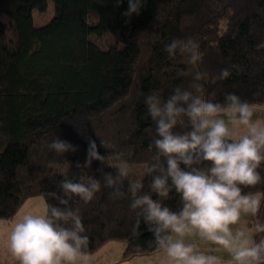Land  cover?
<instances>
[{
	"label": "trees",
	"instance_id": "16d2710c",
	"mask_svg": "<svg viewBox=\"0 0 264 264\" xmlns=\"http://www.w3.org/2000/svg\"><path fill=\"white\" fill-rule=\"evenodd\" d=\"M50 1L51 20L36 25L34 13L42 16ZM127 8L128 0H0V218L13 219L32 196L58 203L48 193L66 177L102 182L119 159L130 167L122 190L142 176L147 182L154 124L143 97L153 90L167 96L201 72L206 98L235 92L264 104V0H144L131 16ZM188 37L199 43L195 65L164 50ZM224 67L230 76L217 78ZM55 137L74 150L50 149ZM90 139L103 160L86 163ZM246 190H264V182ZM111 191L102 183L92 201H71L89 236L87 253L114 240L126 242L124 259L159 252L129 197ZM165 203L176 208L178 197Z\"/></svg>",
	"mask_w": 264,
	"mask_h": 264
},
{
	"label": "clouds",
	"instance_id": "9594fccd",
	"mask_svg": "<svg viewBox=\"0 0 264 264\" xmlns=\"http://www.w3.org/2000/svg\"><path fill=\"white\" fill-rule=\"evenodd\" d=\"M120 0H117L119 3ZM144 0H128L126 16L140 11ZM170 57L186 56L195 65L202 59L192 37L173 38L164 45ZM221 68L218 77H229ZM206 73L196 72L191 87L176 86L167 95L153 90L144 95L147 115L154 124L149 149L154 154L144 176L121 189L130 167L117 160L103 181L94 176L59 182L49 192L58 203L39 212H25L11 225L8 248L14 264H87L89 236L73 197L90 202L104 187L110 195L130 199L138 222L152 234L151 243L162 251L163 264H260L264 260V190H246L264 182V118L255 106L235 92L223 100L200 94L198 83ZM103 143V141H102ZM57 153L74 150L59 137L49 143ZM103 160L95 140H89L87 160ZM147 183V187L145 184ZM172 194L178 206L167 201ZM203 245V246H202Z\"/></svg>",
	"mask_w": 264,
	"mask_h": 264
},
{
	"label": "rangeland",
	"instance_id": "374dc122",
	"mask_svg": "<svg viewBox=\"0 0 264 264\" xmlns=\"http://www.w3.org/2000/svg\"><path fill=\"white\" fill-rule=\"evenodd\" d=\"M50 7L41 16L38 12L34 13V23L36 25H43L49 22L53 16V2L50 1ZM256 115L264 114L263 105H255ZM262 118V116H259ZM47 205L43 195H36L28 198L22 205L18 213L11 220L0 218V264H14L13 258L8 248V233L11 225L25 212H39L42 211ZM203 246V245H202ZM126 242L121 240H114L108 242L102 248L94 253L88 254L87 264H144L146 257L154 256H134L130 259H124V251ZM162 252V251H161ZM155 254V253H154ZM151 254V255H154Z\"/></svg>",
	"mask_w": 264,
	"mask_h": 264
},
{
	"label": "crops",
	"instance_id": "0c3cea01",
	"mask_svg": "<svg viewBox=\"0 0 264 264\" xmlns=\"http://www.w3.org/2000/svg\"><path fill=\"white\" fill-rule=\"evenodd\" d=\"M261 110L264 111V109ZM259 116H262V118H264V114ZM148 256H154V257H146V261L144 262V264H163V261L165 260V256L161 251L155 253L154 255H148Z\"/></svg>",
	"mask_w": 264,
	"mask_h": 264
}]
</instances>
